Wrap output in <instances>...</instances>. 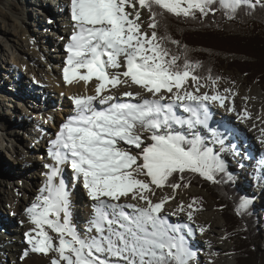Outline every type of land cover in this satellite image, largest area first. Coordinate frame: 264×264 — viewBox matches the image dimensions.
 Masks as SVG:
<instances>
[{
  "label": "snow or ice",
  "instance_id": "obj_1",
  "mask_svg": "<svg viewBox=\"0 0 264 264\" xmlns=\"http://www.w3.org/2000/svg\"><path fill=\"white\" fill-rule=\"evenodd\" d=\"M136 3L150 13V35L142 30L141 11L133 0H70L73 30L66 44L63 78L69 84L95 80V94L69 98L73 111L49 141L47 152L53 163L45 165L49 169L45 185L26 209L34 227L25 233L30 248L21 259L31 251L45 256L55 253L51 264H190L196 252L184 230L189 234L193 230L189 224L169 223L163 208L171 197L153 202L148 195L151 186L163 187L173 174H181L183 179L186 172L214 183L219 182L217 173L232 179L225 162L201 134V129H206L223 143L218 129L210 127L209 104L219 102L224 107L227 97L197 94L202 85L195 70L202 67L201 63L190 61L187 55L182 59L166 46L167 42L179 45V41L158 34L157 18L165 13L196 18L198 13L207 16L221 11L231 20L241 8L264 7V0ZM189 79L196 83L195 91L185 89ZM208 79L215 84L219 78L210 73ZM129 82L151 98L142 92L112 93V89ZM165 91L173 94L168 100ZM177 105L187 115L178 114ZM145 132L150 133L147 144ZM122 145L140 151L133 154ZM64 165L70 166L76 180H82L94 201L87 231L95 235L81 236L72 223ZM171 186L176 189L180 185ZM129 195L144 204L120 202ZM193 204L187 205L189 221L193 219ZM250 204L249 197H241L237 212L243 214ZM179 211H184L183 205ZM46 227L57 234L56 243Z\"/></svg>",
  "mask_w": 264,
  "mask_h": 264
},
{
  "label": "bare ground",
  "instance_id": "obj_2",
  "mask_svg": "<svg viewBox=\"0 0 264 264\" xmlns=\"http://www.w3.org/2000/svg\"><path fill=\"white\" fill-rule=\"evenodd\" d=\"M20 2L24 9L28 12L26 14L22 13V16H24V18L29 17L28 27L25 26L26 28L24 27L21 28V30H18L16 27L17 25L19 26V21L17 20L16 23V19H12L5 12H0L2 18L5 19L3 23L4 26L0 27V33H2L3 36H5L8 40H10L9 34L11 32V29L16 33L21 32L23 36L25 34L26 36H29V34L32 36L34 33H37L38 35L35 36L37 41L36 48L38 51L41 50V44H43L47 49H49L50 53L54 52L55 50H61L63 52V54L60 55L54 54L55 57H52L53 54L48 55L49 59H52V61L54 62L56 61V63L60 65L58 68L54 66L53 68L56 71L52 70V72L63 75V68L65 66V61L67 57L66 44L73 30V21L71 20L70 15V0H63L61 5H59L57 8L58 10L61 7L60 11L58 12L59 16L61 17V23H58L56 21V12L53 9L51 10V8L49 9L48 1L40 0L39 2H37V0H20ZM133 3L136 5V9H139L141 11L140 22L142 24V30L150 35L152 30L150 27H148L150 23L149 11L146 8L140 9L139 4L136 3V0H133ZM43 4H48V7L46 6L44 9L41 6ZM33 8L36 9L37 13L40 12L39 9H44V11L42 12L45 14V16H43L42 18L40 17L42 22H40L39 18L34 14ZM127 10L130 12L135 11V9L132 8H128ZM49 12L51 13V16L48 14ZM48 15L50 16V18ZM23 21V19L20 20L21 23H23ZM12 25H14L15 27ZM49 25L51 27H54L56 31L60 32V36H58V39H62L63 43L61 45L52 43L51 41H49V39L44 37L42 38L41 36H39V31H43V29L48 28ZM24 42L27 43L25 38ZM2 45L3 46L1 47L0 43V49H2V51L7 55L9 54V49H13L11 44H8L7 42L5 43V46L4 43ZM18 48L20 51H22L23 57L24 55H26L30 60H35V56L37 54V51L35 49L33 53L29 54L27 48H25L23 44H20ZM57 57L59 59H56ZM9 59L11 60L10 62L14 67L15 71H17L16 68L18 65L24 70L27 69V66H24V63L21 61L20 56L16 52L12 51ZM6 74L7 77H4L5 75L2 76L3 74L0 72V128L3 129L4 132L11 135L12 123H17L19 128L25 129L26 125L30 123L31 120L25 118V115L27 114L26 112H21L23 116H19L20 118L18 119L17 115H21V113L16 105V111L13 109H11L9 112L6 111L5 104H7V100L9 99L10 94L11 96L13 95L15 99L20 98V100L26 103L27 101L35 102L37 100L42 102L43 100L41 96L43 93H36L35 90L33 92L30 90V88L27 90V87L23 84V82L19 81L21 80V78L17 74H15V76H13L12 72ZM38 75L39 73H34L32 75V78L34 80H38ZM78 82H80V85H78ZM190 82L191 83L189 84V86L185 89H187L188 91H195L196 83L193 81ZM65 83L66 82L62 80L60 82H56L54 84L50 83V85H48V90H51V92L54 91L56 92L55 94L58 95L52 96V98L59 99L61 97L62 91L68 93V90L70 89L71 85L72 87L77 89L82 85L86 89V94H95V80L90 83H85L84 81H74L70 84V86ZM201 84L202 83H200V85ZM245 86H247L246 82L240 81L239 86L237 87L229 83L222 85L220 84L218 86H216V84L211 86H204L202 89L201 87L199 88V93L197 94H202L204 92H208L210 95L213 93H219L227 97V99L225 100L224 107H221L219 102H210L209 104V110L212 114L210 127L218 129V131L222 134L221 138L223 139V143L217 142V138L214 137L213 134L206 129H201V134L205 137V143L207 144V146L212 148L214 153H216L225 162L227 169L239 175L240 177L243 176L248 177L246 179H254V181L252 182L255 185L249 186V180L247 181L241 178L244 181L243 185H245V189H247V187L249 188V191L251 193V203L253 202L257 205L260 215L264 218V179H261L264 174V165H262L264 163V108L262 105H260V103L263 101V96L256 94V92L253 90L244 92V90H242V87L244 88ZM225 89H228L230 91L225 92ZM126 91L142 92V89L139 86L130 82L128 84H121L117 86V88L112 89V93L115 95H121L123 92ZM142 94L148 98H151V95L149 93L142 92ZM73 95L83 94L78 91L72 92L71 97ZM163 95L165 96L166 100L172 97V95L166 94L165 92H163ZM37 96H39L40 98H37ZM122 99L127 100L128 98L122 97ZM45 102L46 101L44 100L43 103ZM62 103L69 105V102H67L66 100L62 101ZM230 108H234V111H230ZM176 110L178 114L187 115L186 113H183V109L180 108L178 105L176 106ZM217 110L221 112L222 117H219L217 116V114H215ZM225 117L227 118L224 119ZM229 117L235 118L232 121L233 124L228 121ZM65 119L66 118L64 117V120ZM235 124L237 126H235ZM35 131H37V129L33 128V130H30L29 132L30 134H36L37 132ZM17 135L18 133L15 131L13 136L14 140H16ZM48 137H50L49 140L55 138V136ZM27 138L29 137L25 136L24 140H27ZM31 140L33 141L34 139L32 138ZM150 142V140L145 138L146 144ZM1 145H3L4 149L8 150L7 153L10 156L7 157H9L11 163L3 162L0 159V178L9 177L7 178L9 179L8 183L5 181L3 187H0V230L3 229L5 231V233H3L4 235H0V264H4V262L9 264H51V258L56 255L55 253H50L49 255L45 256L43 254H36L29 251V255L24 259H21V256L23 255L25 249L30 248V246L27 245L25 233L28 232L29 229L34 227V225L30 221L26 209L40 195V189L44 187L45 182L47 180L46 174L49 172V169L45 167V165L51 164L53 163V161L48 156L47 149L43 147V144H40L39 147V154L41 153L39 157L41 158L36 159V161H33L31 156L29 155V149L26 150L28 154H22L21 152L19 153V151L17 153L16 150L14 151V154L11 155L10 153L13 152V149L15 147L14 144L11 142L9 147H7L8 145ZM122 146L125 148H129L133 154H138L140 151L134 146ZM0 152H3V149L1 147ZM39 161L44 164V167L42 166L44 174H41L39 170ZM139 162L141 161L138 160V163ZM14 167L16 168V170H14ZM67 167L72 171L73 180V183L71 185H68L71 192L72 201V223L81 236L95 235L94 231L91 233L87 231L89 227V221L93 213L94 201L91 200V198L88 196L87 190L84 188L82 180H76L73 175V170L70 168V166ZM233 174L232 178L237 179V177L233 176ZM63 175L65 181L67 182V179L69 180V177L67 176L65 170L63 171ZM38 177H42L43 182L40 183L37 188L33 189L34 193L32 195L34 197L28 196L24 203L21 204L22 206L20 208L21 196L15 194L14 191H17L18 187L19 189H23L25 191L26 180L29 178H33L36 180ZM140 178L148 179L146 177ZM11 185H13L14 187L13 193L11 192V190H9L11 188ZM78 186H80L82 189V197L79 196V190H77ZM245 189L244 194L245 196H247V191H245ZM158 190L159 187L152 185L151 192L148 193V195L150 196V199L153 202H158L161 199H164L165 197H171V199H168L166 201L163 208V214L167 216L169 223L181 225L189 224V226L193 230L192 232H196L195 234H198L199 242H194L193 240H191V234L186 233V235H189L186 236V239H188L189 244L192 248L202 247V251L197 250V254L194 257V260L197 261L200 260L201 257H203L202 261L205 264H236L237 259L234 257L233 254L234 250L236 249V246L232 240H228V238H230V233H223L228 229L227 225L223 223H221L220 225L219 222H216V218L212 214H205L201 216L200 211H198V209L203 210L204 205L200 204L201 199H199V196L191 197L190 194L186 195V199L190 201L191 204H193V201H195V203L193 204V219L189 221L187 217V205L182 204L184 206V211H179V206H181V203L179 202V195L175 194L173 190H169L165 196L159 197V194H157ZM83 195L85 196L84 198ZM120 202L144 204V201H141L139 199L132 200L131 195H129V197L127 198L122 197ZM78 204L83 205L82 211L84 212V214H80L79 210L81 208L79 207V209H77L79 206ZM206 208L208 210L209 208H211V206H206ZM1 211H4V213L6 212L8 217L4 218L3 213L1 214ZM128 211L131 210L129 209ZM81 223L85 225L84 228L80 227ZM13 224H17V228L12 227ZM218 226L221 228V231L219 230ZM7 227H12L13 230ZM200 228H203L204 231L200 232ZM79 229H81L82 231H79ZM46 230L49 232L50 235H52L49 231L51 229H48L46 227ZM83 230L86 231L83 232ZM53 234L55 235V237L53 238H56L57 234L55 232H53ZM5 254L6 257L4 258ZM194 260L192 259L190 264H192Z\"/></svg>",
  "mask_w": 264,
  "mask_h": 264
},
{
  "label": "rangeland",
  "instance_id": "obj_3",
  "mask_svg": "<svg viewBox=\"0 0 264 264\" xmlns=\"http://www.w3.org/2000/svg\"><path fill=\"white\" fill-rule=\"evenodd\" d=\"M39 1L40 0H37V2H39ZM45 1L49 2V9L51 8V10L52 9L55 10L56 21L58 23H61V21H60L61 17L59 16V13H58L60 11L61 7L58 10H57V8L59 5H61L63 0H45ZM254 2H255V0H254ZM31 5H32V3H31ZM41 6L45 9L46 6L48 7V4L47 5L43 4ZM44 9L43 10L39 9L40 12L37 13L36 9L33 8L34 14L39 18L40 22H42L40 17L42 18L43 16H45V14L42 12V11H44ZM0 12H5L12 19H16V23L18 20L19 26L17 25V27H16L18 30H21V28H24L25 26L28 27L29 17L24 18V16H22V13L26 14L28 12L22 6L20 0H0ZM67 13H68V10H67ZM48 14L50 15L51 13L49 12ZM50 16H49V18H50ZM22 19L24 20L23 23L20 22V20H22ZM4 21H5V19H3L2 16L0 15V27L4 26V24H3ZM24 22H25V24H24ZM12 26H14V25H12ZM46 30H47V32H46ZM151 30L153 31L152 28H151ZM48 31H49V33H48ZM20 33H16L11 29V32L9 34L10 40H8L5 36H3L2 33H0L1 47L3 46L2 45L3 43L5 46V43L7 42L8 44H11V46L13 48L12 50L9 49L8 55L6 53H4L2 51V49H0V72L3 74L2 76L5 75L4 77H7L6 73H10V72L13 73V76H15V74H17L21 78V80H19V81L23 82V84L27 87L26 88L27 90L30 88V90L33 92L35 90L36 93H39V94L43 93L41 97H42V100L43 101L45 100L46 102L43 103V101L40 102L39 100H37L35 102H28L27 101L26 103H24V101L20 100V98L15 99V97L13 95L11 96V94H10L9 99L7 100V104H5L6 105L5 106L6 111L9 112L11 109L15 110V105H16L17 108L19 109L20 113L21 112L27 113L25 115V118L31 120V122L26 125L27 129L26 128L25 129L19 128L17 123H12V125H11V133L12 134L11 135L4 132V130L0 128V147L3 149V152H0V159L3 162H8V163H11V160L9 159V157H7L10 155H8V153H7L8 150L4 149L3 145H1V144L8 145L7 147L10 146L11 142L14 144L15 147L13 149V152L10 153L11 155L14 154V151H16V150H17V153L19 151V153L21 152L22 154H24V153L28 154L26 152V150L29 149V155L31 156L33 161H36V159L41 158V157H39V155H41V153L39 154L40 150H36L37 147H40V144H43V147L45 149L49 148V141L46 140V137H48V136L54 137L56 135V133L59 131L60 124L64 121V117L66 116V113H67L66 110L73 108V104H72L71 100L69 99L72 95V92H78L79 91L83 95L86 94L85 93L86 89L82 85L77 89V88L72 87V85L70 86L69 83H65V84L70 86L68 93H66L65 91L64 92L62 91L61 97L59 99L52 98V96H58V95L55 94L56 92H54V91L51 92V90H48V87H49L48 85H50V83L54 84L56 82H60V81L64 80V78H63V75L52 72V70L56 71L53 68L54 66L56 68H58L60 65L58 63H56V61L54 62V61H52V59H49L48 55L53 54L52 57H55L54 54L60 55V54H63V52L61 50H55L54 52L50 53L49 49H47L43 44H41V50L38 51L36 48L37 47L36 36L38 34L34 33L32 36L30 34H29V36L28 35L26 36V34H25L23 36V34L22 33L20 34ZM39 36H41L42 38L43 37L47 38V39H49V41H51L52 43H55V44L61 45L63 43L62 39H58V36H60V32L56 31L54 29V27H51L50 25L48 28H44L43 31H39ZM24 38L26 39L27 43L24 42ZM2 41H3V43H2ZM20 44H23L25 46V48H27V51L29 54L33 53L34 49L37 51V54L35 56V60L34 59L30 60L26 55H24V57H23L22 51H20L18 48V46ZM12 51L16 52L20 56L21 61L24 63V66H27V69L24 70L18 65L16 68L17 71H15L14 67L12 66V64L10 62L11 60L9 59ZM56 59H59V58L57 57ZM223 66H225V65H223ZM19 67H20V69H19ZM13 69L15 72L13 71ZM27 71H28V73H27ZM34 73H37V74L39 73L38 80H34L32 78V75ZM220 73H221V76L218 77L219 79H216V83H215L216 86H218L220 84L222 85V84L231 83L233 86L237 87V86H239L240 81H244V82H246L247 86H245L244 88L242 87V90H244V92L253 90L256 92V94L262 95L263 101L260 103V105H262L264 108V86L260 85L256 81H251L250 79L245 78L243 76V74L239 73L236 69L232 70V69L222 68L220 70ZM190 81H191V79H189V81L185 84V86H184L185 88L189 86V84L191 83ZM200 83H202L201 89L204 86L214 85L210 79L200 80ZM65 84H63V85H65ZM78 85H80V82H78ZM165 93L173 95L171 93H167L166 91H165ZM38 97L39 96H37V98ZM62 98H64V99H62ZM65 100L67 102H69V105L62 103V101H65ZM22 113H21V115H17L18 119L20 118L19 116H23ZM215 114H217V116H219V117H222V116H220L222 114H221V112H219V110H217V112H215ZM233 119H235V118H228V121L230 123H232ZM12 126H15V127H12ZM235 126H237V125L235 124ZM14 128H15V130H14ZM33 128L37 129V131H35V132H37L36 134H30L29 131L33 130ZM15 131L18 133L16 140L13 139ZM50 133H52V134H50ZM40 134H41V136H40ZM25 136H28L30 139L27 138V140H24ZM148 136H150V133L145 132L144 138H147ZM32 138L34 139L33 141L31 140ZM259 148H260V146H259ZM262 165H264V163ZM42 166L44 167V164L39 161V170H40L41 174L44 172L42 170ZM67 166L68 165L63 166L65 168V171L67 172V176L69 177V180L67 179L66 183L68 185H71L73 183L72 182L73 181L72 180V171L70 169H68ZM14 170H16L15 167H14ZM227 172L231 173V174L234 173V172H231L229 169H227ZM233 176L237 177V179L232 178V180H234V183L240 185L243 188V190L245 189V185H243V183H244L243 180H247V181L249 180V186L255 185L252 182V181H254V179H252V178L246 179L248 177H243V176L240 177L239 175H237L235 173L233 174ZM263 177H264V174H263ZM7 178H9V177H6V178L1 177L0 178V187H3V184H5V181L8 183L9 179H7ZM31 180H33V181H31ZM42 182H43L42 177H38L36 180L33 178L27 179L25 182V191L23 189H19V187H18L17 191H14V187H13V185H11V188L9 190H11L12 193L14 191L15 194L21 196L20 208L22 206L21 204L24 203V201L27 199L28 196H30V197L33 196L32 195L34 193L33 189L37 188V186ZM7 188H8V186H7ZM77 190H79V196L82 197L81 187L78 186ZM169 190H173L175 192V194L179 195V202L181 203V205L182 204H186V205L191 204V202L186 199L187 194H190L191 197H193V196L198 197L199 196V199H201L200 204L204 205L203 210L198 209V211H200L201 216H203L205 214H212L213 216H215L216 222H219L220 225H221V223L225 224V221L222 217V213L219 210L218 205H216L217 203H215V200L212 198V196L209 194V192H207L205 189L201 188L200 186H195V185L179 186L178 188L173 189V187L169 186L168 183H166L163 187H159L157 194H159L158 195L159 197L165 196ZM245 191H247V197L250 198L251 193L249 191V188L247 187V189H245ZM84 197L85 196L83 195V198ZM252 200H258V199H252ZM0 201H1V196H0ZM0 204H1V202H0ZM206 206H211V208H209L207 210ZM250 206L252 208V212L258 218V225L261 227H264V218L260 215V212L257 208V205L252 202L250 204ZM79 207L81 208L79 210L80 214H84V212L82 211L83 205L80 204L77 209H79ZM2 213H3L4 218L8 217L6 212L4 213V211L3 212L1 211V214ZM17 226H18L17 224H13L12 227L17 228ZM84 226L85 225L83 223L80 224V227L84 228ZM12 227H7V228L13 230ZM218 228L221 231V228L219 226H218ZM234 230L237 234L236 235L231 234L230 238H228V240H232L236 246V249L234 250V253H233L234 257L237 259L236 264H242L241 263L242 256L240 254L241 251L238 250V249H240V247L242 245L240 235H239L241 230H240V228H237ZM49 231L53 235V237H55V235L53 234V231H51V230H49ZM79 231H82V230L79 229ZM85 231L86 230H83V232H85ZM12 232H14V231H12ZM3 233H5V231L3 229H1L0 235H4ZM184 233H185V236H189V235H186V233H188L187 230H184ZM195 233L194 232L191 233V235H190L191 240H193L194 242H199V236H198V234H195ZM223 233L228 234V230H226ZM54 242L55 243L57 242L56 238H54ZM227 242H229V241H227ZM193 249L196 252V254H197V250L202 251V247L201 248L195 247ZM5 257H6V254L4 255V258ZM193 260H194V258H193ZM200 260H201V262H200ZM200 260H197V261L194 260V262L192 264H205L202 261L203 257H201ZM4 264H9V263L4 262ZM256 264H259V263H256ZM263 264H264V262H263Z\"/></svg>",
  "mask_w": 264,
  "mask_h": 264
},
{
  "label": "trees",
  "instance_id": "obj_4",
  "mask_svg": "<svg viewBox=\"0 0 264 264\" xmlns=\"http://www.w3.org/2000/svg\"><path fill=\"white\" fill-rule=\"evenodd\" d=\"M157 19L158 34L179 41V45L167 42L166 46L182 59L187 55L190 61L201 63L202 67L195 70L200 80L208 79L210 73L213 78L220 77V70L226 68L236 69L245 78L264 86V7L260 4L254 9L241 8L231 20L221 11L207 16L198 13L196 18L165 13ZM182 175L183 179L181 174H173L167 183L200 186L209 192L220 206L228 233L236 235L234 229L241 230L242 245L238 249L241 263L263 264L264 227L258 225L250 205L243 214L236 210L240 198L245 196L243 188L225 173H217L218 183L191 172Z\"/></svg>",
  "mask_w": 264,
  "mask_h": 264
},
{
  "label": "water",
  "instance_id": "obj_5",
  "mask_svg": "<svg viewBox=\"0 0 264 264\" xmlns=\"http://www.w3.org/2000/svg\"><path fill=\"white\" fill-rule=\"evenodd\" d=\"M218 208H219V210H220V206L218 205Z\"/></svg>",
  "mask_w": 264,
  "mask_h": 264
}]
</instances>
